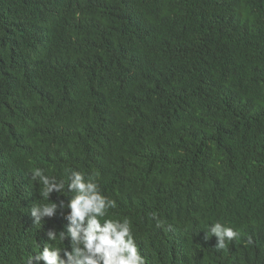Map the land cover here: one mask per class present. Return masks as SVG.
<instances>
[{"label":"trees","instance_id":"obj_1","mask_svg":"<svg viewBox=\"0 0 264 264\" xmlns=\"http://www.w3.org/2000/svg\"><path fill=\"white\" fill-rule=\"evenodd\" d=\"M10 146L30 177L68 178L90 146L118 188L226 178L264 253V0H0V264L46 243L72 253L29 215L39 177L4 180ZM185 258L223 264L202 244Z\"/></svg>","mask_w":264,"mask_h":264},{"label":"clouds","instance_id":"obj_2","mask_svg":"<svg viewBox=\"0 0 264 264\" xmlns=\"http://www.w3.org/2000/svg\"><path fill=\"white\" fill-rule=\"evenodd\" d=\"M14 151L16 147L10 146L1 153L4 180L11 171L15 173L19 160H30L22 152L13 156ZM68 162L72 170L61 181L45 176L41 169L35 170L33 177H39L45 197L33 204L29 215L34 223L41 222L40 232L48 240L71 238L73 252L46 243L27 264H187L185 255L189 251L176 257L169 250L153 251L149 244L155 240L157 248L165 249L170 239L179 245H206L219 257L235 256L239 264L246 256L254 259V264H264V253L254 246L255 236L234 222L239 192L228 179L210 178L197 188L188 185L178 191H155L141 185V181L123 184L119 190L125 195L139 189L138 208L122 213L117 220L104 219L101 223L106 208L114 203L106 200L97 184L81 173L87 164L85 156L76 155ZM16 177L19 184L26 185L31 180L29 174ZM64 183H68L67 190ZM52 195L55 203L49 202ZM152 226L165 231L163 242L153 236Z\"/></svg>","mask_w":264,"mask_h":264},{"label":"water","instance_id":"obj_3","mask_svg":"<svg viewBox=\"0 0 264 264\" xmlns=\"http://www.w3.org/2000/svg\"><path fill=\"white\" fill-rule=\"evenodd\" d=\"M61 149H62V152H65L63 148ZM20 152H21L20 148L16 147V151H14L13 156H18ZM77 152L81 154L82 156L86 157V162H87L86 168L81 171V173L84 174L85 179L87 180L90 178L93 182H95L98 186V189L101 195L104 196L106 200L112 201L114 203L113 207L106 208L105 216L100 218L101 223H103L104 219L117 220V218L122 213L130 211V210L135 211L138 208L139 204L136 201V198H137V193L139 189L133 195H125L119 190L118 186L115 184L114 181H105L103 179V174H102L103 173L102 171L103 162H106L108 158L99 156L97 152L95 151V148L90 147V146L83 147L82 149H79ZM24 157L26 158V155H24ZM30 166H31L30 161L19 160L16 168L14 169L15 176H17V174L28 175L29 174L28 170ZM29 178L32 179L33 177H30L29 175ZM40 186L41 185L38 183V188ZM43 188L44 186H42L41 189L40 188L38 189L37 196L28 204L27 206L28 211L31 209V207L33 206L36 200H39L45 197L43 195ZM154 189L155 191L157 190V188H154ZM73 195H75V193H73L72 196ZM49 202L55 203V201H49ZM64 208H66V210L69 213L70 210L67 207H64ZM152 229L154 232L153 236L157 238L160 242H163V240L165 239V236H164L165 231L155 226H152ZM133 237L137 241H140L139 237L136 234H133ZM70 242H71L70 244L72 245L71 240ZM149 244L152 246L153 251L165 252L169 250L173 254V256H176V257H181L182 255H185L187 251H191L193 249L192 245H188L187 243L179 245L173 239L169 240V244L167 245L165 249L157 248L155 246L156 244L155 240H151ZM221 260L223 261V264H239L235 256H224L223 255L221 257Z\"/></svg>","mask_w":264,"mask_h":264},{"label":"rangeland","instance_id":"obj_4","mask_svg":"<svg viewBox=\"0 0 264 264\" xmlns=\"http://www.w3.org/2000/svg\"><path fill=\"white\" fill-rule=\"evenodd\" d=\"M68 165H70V164H68Z\"/></svg>","mask_w":264,"mask_h":264}]
</instances>
